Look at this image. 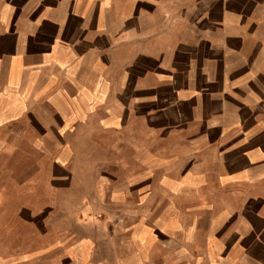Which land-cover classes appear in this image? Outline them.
Segmentation results:
<instances>
[{
    "label": "crops",
    "instance_id": "obj_1",
    "mask_svg": "<svg viewBox=\"0 0 264 264\" xmlns=\"http://www.w3.org/2000/svg\"><path fill=\"white\" fill-rule=\"evenodd\" d=\"M263 86L264 0H0V125L43 117L54 148L84 129L184 143L169 159L121 144L156 172L98 264H264Z\"/></svg>",
    "mask_w": 264,
    "mask_h": 264
},
{
    "label": "rangeland",
    "instance_id": "obj_2",
    "mask_svg": "<svg viewBox=\"0 0 264 264\" xmlns=\"http://www.w3.org/2000/svg\"><path fill=\"white\" fill-rule=\"evenodd\" d=\"M260 91L264 95V86ZM44 120L39 117L33 124V118L23 117L0 125V264L101 263L111 255V238L119 243L125 228L134 225L136 189L151 184L146 179L156 172L152 166L139 165L138 158L146 151L169 159L185 150L184 143L172 147L163 138L131 133L123 140L118 133L84 129L68 137L70 148H54L60 144L57 136L39 131ZM215 135L216 129L209 128V149L192 155L193 169L198 158L214 151L210 147L217 144ZM41 137L47 148L39 146ZM131 138L134 144L145 145V151L121 148ZM61 152L68 157L64 171L68 174L62 181L56 179L59 170L54 165ZM226 155L234 164L233 153ZM190 156L186 148L185 156L163 166L162 173L179 172L180 160Z\"/></svg>",
    "mask_w": 264,
    "mask_h": 264
}]
</instances>
